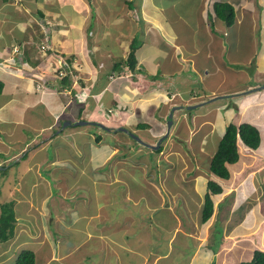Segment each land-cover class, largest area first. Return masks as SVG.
<instances>
[{"label":"crops","instance_id":"obj_1","mask_svg":"<svg viewBox=\"0 0 264 264\" xmlns=\"http://www.w3.org/2000/svg\"><path fill=\"white\" fill-rule=\"evenodd\" d=\"M13 1L14 0H0V81L3 83V88L0 93V165L4 166V169L6 167L9 168L7 163H9L11 159L20 160V154L27 148L30 142H33L35 146L33 148L29 146L28 148L32 156L26 164L22 165L19 174H17L19 181L16 184L21 186L22 182L26 178L28 179L29 171L34 172V170H36V175H38V178L40 177L42 181H37L36 179L31 184L32 188L29 190L30 196L28 199L30 204L27 209L18 212L16 204L15 211L17 217L21 218L23 212L29 215L28 219L31 223L29 222L28 229H26L29 232L20 231L17 218L16 235L13 237L14 240L12 242L15 241L17 236L25 234L26 238L21 242L20 247H18L11 261H6L8 249L11 245L1 246L0 244V264H13L23 248L33 249L37 253V264L38 259H40V264L56 262L55 260L57 259H54L56 258L54 257V249L57 244L60 250L57 254L61 256L60 260L57 261H59L60 264H151L149 263L150 257L152 260L158 259V262H155V264H169L164 261V258L171 254L172 248H174L173 244L176 242L178 233L182 229L180 228L178 230L176 228L178 220L174 221L173 227H167L165 226L164 220L158 217L160 224L156 225L157 227L155 228V225L151 223L150 227L152 232L146 234L147 240L150 242L138 243L137 239L140 238L141 234L143 235L145 228L146 230L148 229V225L144 224V227L143 225L139 227V225L134 223V220H131L132 225L123 226L124 221H121V219L128 217L133 219L135 217L131 214L128 215L127 212H120V210H114L108 215H102L105 225L102 227V232L100 230V233H104L108 236L110 241L104 239L101 242L100 240L94 243L89 242L91 245L88 248V246H86V241L81 240V238L73 240L72 237H67L65 232H62L63 235L59 236L58 233L62 230L60 228L59 230H52V234L57 235L59 238L58 240H61L58 243H55L54 239H51V241L49 239H44L43 243L33 242V244H31L29 242V245L33 246H24L27 242V238L32 236L33 233L37 234L43 228L41 224L42 221H40L42 219L41 215L34 214L33 217L30 214V211H35L32 208L33 205L40 201L46 202L50 197L56 196L53 193V186L50 180L42 176L40 171H42L43 168L46 170V168L51 166H56L57 168L58 164L61 165V161L65 164L64 160L69 158L68 155L70 153L52 159L50 155L40 158L38 157V152L41 150H48L51 145L55 152L60 145L58 136L68 140L69 143H67V146L70 147L72 142L68 139L69 134H66L70 131L77 136L75 145H77L78 139L82 138L84 140L82 151L90 161L91 156L89 157L86 155V153H89L88 150L92 149V154L95 155L99 154V152L96 153L93 144L88 145V143H92L91 128L89 129V133L87 131L84 133L83 130L84 127L88 128V125L67 126V129L56 134L57 137L54 136L56 133L55 128L58 127L61 122V126H63L64 122H73L85 118L95 120L96 122H112V117L108 120L102 114V106H105V108L107 106H115L119 110V104H128L129 108L135 105V107H133L134 110H130V114L133 117L134 115L132 112L136 111V115L132 120H135L136 127H138V123H149V120L155 119V117H157V120L155 119L156 121L154 122L160 124L161 121H166L167 123L169 116L173 117L174 122L177 121V126H180L178 129L181 132L184 130L187 133L193 134L191 133V129L189 130L186 127L189 123H194L196 121L195 119L198 120V123L200 120L201 124H203L202 126H207L209 122L214 120V104L216 106L215 113H217L218 109H222L219 107H224L226 102L228 105L229 101L222 100L227 97H224L223 94L217 95L218 91L214 88L206 90L207 93L201 91L200 94L196 95L187 84L191 83L192 85L200 82L202 86V83L207 80L206 75L212 71L208 70V68H214V40H216L215 38L218 36L222 39L220 33L225 31L227 27L226 23L218 18L214 19V11L210 13L209 8L207 11V7L209 6H207L205 0H201L202 4L201 2L200 4L198 3L199 5L197 4L198 17L195 21H191L188 18L192 17L191 19L193 20V16L190 12L188 17L181 14L171 17L168 16L166 11V2L168 0H54L56 5L50 3V0H44L47 3L48 9L44 7L43 10H41L37 7L36 14H38V16L46 15L47 18H49L50 15L53 18L56 26L52 27L53 30L49 32L50 42L53 45L52 47L68 55H73L76 58L80 66V71H77V74L82 78L79 79V84H74L73 82L70 84H63L62 81L57 82L54 78L47 79L46 85L48 90L43 92L36 87V72L33 66L38 64V61L32 64V61L39 55V52L33 50L28 60L25 57V53H23L24 55L20 54V50H23V44L25 42L27 43L28 41V43L35 45L37 41L38 37H35V35L38 36L39 31L33 28L34 25H32V22L38 23L40 27L42 25L37 22L38 20L36 18L30 19L29 17L26 18L27 16L24 14L23 16L22 14L19 15L18 10H14L11 6V2ZM174 1L175 0H173V2ZM226 1L232 3L235 7V11L238 12V16L236 15L235 22L232 26L235 24H244L245 19L248 21L252 20V23L247 25V34L251 37V40L255 42V49L253 50V52H255L254 58L258 57L260 62L264 59V0L259 3L260 9L256 15L254 14V9L256 8H254V4L251 6L249 0ZM29 2L31 3L33 1L23 0L25 7L28 6V4L31 5ZM175 4L176 2L174 5ZM129 8H134L133 10L138 8L137 11L141 15V17H137L136 14L130 10V20H128V22L130 24L135 23L134 28L132 25L126 27L121 25L124 22L123 18H129ZM241 11L242 16L240 14ZM19 12H21V10H19ZM124 13L126 15H124ZM133 15L135 20H133ZM36 16L37 15H35V17ZM209 16L212 17V20L209 19ZM91 19L94 20L92 24H90ZM138 22L139 24H137ZM52 23L47 24L43 28V33L45 29L50 28ZM176 24H180L181 28L183 26L187 27L190 32V34H188L189 39L187 40L190 45H193L192 48H189V44L180 37V30L177 29V26H174ZM204 24L206 29H209L207 32L203 30ZM15 26H19L22 29L19 35H16L13 30ZM255 26H257L256 29ZM27 27L32 28V39L26 38L25 33H23ZM193 31L200 32L198 42L193 38ZM5 34L8 35L11 40L5 39L7 37L4 36ZM191 34L192 38H190ZM138 35L143 41L139 42V46L136 50L138 62L136 68L135 70H131L125 62L130 52L131 44L134 39H138ZM90 36L94 40L91 47L88 45ZM199 42H202V44H199ZM200 49L205 50L204 56L201 54L202 51H200ZM224 51L225 47L222 46V52L220 51V53H224ZM17 54H20L21 57L18 58ZM251 54L249 53L247 56ZM250 57L248 59H250ZM48 58L53 60L51 56ZM199 58H203L204 60L199 62ZM118 61L121 62V65L116 67ZM28 63L30 66L29 69L31 70L27 69L26 65ZM158 67H161L162 70L158 69ZM160 71L162 72L161 76L157 77ZM143 72L145 73V77H147L146 79H144V77L141 79V74ZM260 89L262 88L255 91ZM80 91H90L91 96L85 101L79 94L76 95V93ZM188 91H190V94L186 96V92ZM244 91L247 90H242L232 95H243L242 93ZM92 94H94V98ZM170 94H172L173 97H170ZM213 96L222 97L214 100L211 104L207 103V105L200 106L197 111L199 113L190 114L192 115L191 119L187 118L186 111L174 109V106L180 103L184 105L194 102L197 103L201 100H206V97L210 99L213 98ZM113 98L118 99L117 104L112 102ZM220 101L221 103L219 105ZM234 104L239 106L237 102ZM261 105L264 106V101L261 102ZM249 106L250 104L246 105L244 108L246 109ZM241 107V112H243V104H241ZM232 108L234 107L230 106L228 110ZM159 110H162V112ZM228 112L230 113L231 111ZM200 116H202L201 119H199ZM203 116L205 118H203ZM114 117L115 119L119 117L118 120L121 118L120 115H115ZM126 119H129V117L125 118V120ZM192 120L195 121L193 122ZM256 125L261 129V144L256 150H247L248 148H244V152L240 147L242 154L241 158L243 157L242 162L245 164V170H243L241 175L242 178H239L240 181H236L234 184L232 183L231 189H228L230 192L227 191L226 188L223 195L227 192V200L233 192L241 187L248 177L259 175L261 176L260 178L264 180V162L263 157H261L264 156V125ZM26 127L30 128L33 132L29 135L32 136L31 140H26L25 134L21 132V130L24 131ZM117 127H119V125ZM138 128L145 129L143 127ZM162 128L165 127H162L160 124L156 128L157 133ZM138 130L139 129H137V131ZM165 130L163 129L161 131L162 134L157 136V139L164 134L163 132ZM204 135H202V137H204ZM140 136L144 138L143 132H141ZM5 137H7V139H5ZM18 141H21V144L17 147L14 146ZM100 145H104V143ZM72 146H74V143ZM86 149L88 150L86 151ZM105 158V155H103L101 158L103 160L99 163L97 162L98 164L95 163L96 161L92 164L90 163V167H87L81 162H79L80 165L78 166L76 162L73 160L71 161L69 158L65 166L60 167L58 170L56 169L57 174L54 173L52 179L65 176V178L59 180L63 185V192L67 193L68 189L71 187L80 186L75 191H84L85 193L91 191V193H94L95 199L99 198V201H101V197L103 201L101 203L106 204L107 201H110L111 198L115 196H111L108 193H111L110 190L116 187L115 183L117 184V182L115 179H112L116 178L113 176L111 178L112 181L107 183L108 179L106 175L108 173L105 167L106 165H101L102 162L106 161L104 160ZM78 169L81 170L80 174L82 176L88 175V179L92 180L90 184H88V181L82 184H69V175H76L75 173L78 172ZM89 169L91 170L90 173H88ZM77 175L79 176V174ZM66 177H68L67 180ZM48 184H50V188L47 187ZM100 185L104 187L103 192L100 191ZM37 187H42L41 197L39 198L35 196V193H37L35 189ZM107 187H110L108 191ZM60 188L62 189L59 184L58 189ZM199 190L200 189L197 191L199 192ZM75 191L73 192L75 193ZM223 195H221L220 198ZM219 199L217 204L221 201ZM227 207H229V202ZM231 209L232 206L230 207V211ZM20 212L22 213L19 215ZM89 213V217L93 216V218H97L95 216H97L96 214H98V211L94 214H91L92 212ZM83 216L87 217L88 213L85 215L83 214ZM105 217L111 220L108 221ZM74 223L75 221H73L72 224L68 221L61 224V227L65 228V230L67 229L68 233L70 229L75 230L74 228H76L77 230L72 232L74 235L90 233L88 230L89 226L83 225V227H74ZM81 223L82 222L79 220L77 225ZM194 224L197 225L196 222ZM255 224L256 221L252 222L248 227H244V233L253 234L252 236L257 235L258 237H260V235L263 236L264 216L262 220L258 221V225L255 226ZM89 225L91 228H98L94 223H90ZM190 228L189 230L185 228L188 231L187 233H191L189 231L194 229V226L191 225ZM165 229H167V231H164V234L162 230ZM77 231L80 233H75ZM156 232L159 233L156 234ZM156 236L158 237L157 241L155 240ZM183 240L185 239L181 241ZM9 241L4 242L9 244ZM15 248L17 249V247ZM74 249L78 251L85 249L90 252H87L84 256L81 254L75 255L76 257L71 259L62 257L64 255H69L71 250L74 251ZM43 250L45 253H41ZM65 250L68 252L63 253L62 251ZM198 250L199 253L197 255H194L189 262L186 261L183 264H213V262L211 263L213 255L215 254L213 251L208 249V253L203 249H196V251Z\"/></svg>","mask_w":264,"mask_h":264},{"label":"rangeland","instance_id":"obj_2","mask_svg":"<svg viewBox=\"0 0 264 264\" xmlns=\"http://www.w3.org/2000/svg\"><path fill=\"white\" fill-rule=\"evenodd\" d=\"M32 1L33 2L31 3L29 2L31 5L28 4V6L25 7V3H23V0H14L13 2H11V6L14 10H18L19 15L22 14L23 16L24 14L25 16H27L26 18H36L38 20L37 22L42 25L41 27L38 25V23L35 22H32V25H34L33 28L39 31V35H35V37H38L37 40H39L42 34H44L45 36V33H43V28L47 24H51L53 22V26H50L47 33L52 31V27H55L56 25L54 24L53 18L50 15L49 18H51L52 20L47 18L46 15L38 16V14H36L37 7L41 10H43L44 7L48 9L46 1ZM205 1L207 6H209L207 7V11L209 8L210 13L213 12L212 2L214 0ZM175 2L176 4L174 5ZM200 2L202 4L201 0H175L174 2L173 0H168L166 2L167 15L171 17L181 14L188 17V14L190 12L193 16V20L191 19L192 17L188 18L191 21H195L198 17L197 4H200ZM261 2L263 1L249 0L251 6L254 4V8H256L254 9L255 15L260 9L259 3ZM50 3L55 4L54 0H50ZM133 9L134 8L128 9L129 18H123L124 22L121 25L125 27L128 25H132L134 28L135 23L130 24L128 22V20H130V10L134 12L137 17H141V15L137 11L138 8H135V10ZM19 10H21V12H19ZM241 13L242 11L240 12V14ZM35 15L37 16L35 17ZM124 15L126 14L124 13ZM236 15L238 16L237 11ZM209 19L212 20V17L209 16ZM214 19H216V16L214 17ZM133 20H135L134 15ZM93 22L94 20L91 19L90 24H92ZM251 23L252 20L248 21L247 19H245L244 24H235L231 27H226V33L225 31L220 33L222 39H220L218 36L217 38H215L216 40H214V68H208V70L212 71L206 75L207 80L202 83V86L200 85V82L192 85L191 83L187 84L189 88H192V92H195L194 94L196 95L200 94L201 91L203 93H207L206 90L214 88L218 91L217 95L223 94L224 97H227L222 100L229 101L228 105L226 102L224 107H219L222 109H218L217 113H215L216 106L214 104V120L212 122H209L207 126H202L203 124H201L200 120L199 123L197 119H195L197 122L195 120H192L193 122H195L189 123V125H187L186 127L189 130L191 129V133L193 134H190L185 132L184 130L182 132L179 131L178 127L180 126H177V121H173L171 126H169L166 121H159L162 127H169L167 138L163 143H161L162 149L158 153H155L157 151H154L152 153V151H150V147H148L146 144L136 145L134 143L135 141L133 142L129 136H124L121 131L115 129L114 127L118 126V124H116L115 122L103 121V123H105L106 125L113 127L114 131H106V136H110L111 140L104 142V145L95 144L93 139L94 135H91V141L93 142L92 144L95 146L94 149L96 153L99 152V154H92V149H86V151L88 150L89 152L86 153V155L89 157L91 156L90 161L88 157L85 156V153L82 151V149L78 145H75V139L77 136L72 134L70 131L66 134H69L68 139L71 140L72 145L74 143V146L71 145L70 147H68V140L58 136L60 145L58 149L55 150V152L52 145L49 146L48 150L39 151L38 157L43 158L46 155H50V158L52 159L64 154L68 155V153L70 152L68 156L71 161L73 160L74 162H76L78 166L80 165L79 162L84 163L87 167H90V163L92 164L94 161H96L95 163H99L101 160H103L101 159L103 155H105L106 158L104 160L106 161L102 162L101 165H106L105 167L108 173L106 175V178L108 179L107 183L112 181V179H115L117 184L115 183L116 187L113 190H110L111 193H108L111 196H115L112 197L110 201H107L106 204H104L101 203L103 202L102 198L100 197L101 201H99V198L95 199L94 193H91V191L89 193H85L84 191H75L80 186H74L75 188L71 187L70 189H68L67 193L63 192L64 188L59 180H61V178H65V176L57 179H52L53 174H57V170L60 169V167L65 166L69 158L67 160H64L65 164H63V162L61 161V165L58 164L57 168L56 166L48 167L46 168V170L43 168L42 171H40L41 175L44 176L47 180H50V183L53 186V193L56 196L50 197V199H47L48 201L46 202L40 201L33 205L32 208L35 211H30V214L33 217L34 214H37L39 216L41 215L42 219L40 221H42L41 224L43 225V228L37 234L30 233L32 234V236L26 239L27 242L25 244L23 243L24 246H33L29 245V242L31 244H33V242L43 243L44 239H49L50 241L51 239H54L55 243H58L61 240H58L59 238L57 237V235L52 234V230H59L61 228L62 230L58 233L59 236H62V232H65L67 237H72L73 240H78L81 238V240L86 241V246H88L89 248V246L91 245L89 244V242L94 243L98 242L99 240L101 242L104 239H108V236H106L104 233H100V230L102 232V227L105 225L102 215H108L111 211L120 210V212H127L128 215L131 214L133 215V217H135L133 219H131V217L121 219V221H124L123 226L132 225L131 220H134V223H136V225H139V227L142 225L144 227V224L148 225V229L146 230L145 228L143 231V235L141 234L142 237L140 236V238L137 239L138 243L150 242L147 240L146 234H150L152 232L150 227L151 223L155 225V228L157 227L156 225L160 224L158 217H161L164 220L165 226L167 227H173L174 221L178 220V223L175 222L177 226L176 228L178 230L180 228L182 229L179 231L178 238L173 244L174 248H172L171 254L165 256L164 258V261L169 264H183L186 261L189 262V260L194 255H197L199 253V250L196 251V249H203L208 253V249L213 251V253H215L213 255V259L211 260V263L213 262V264H238L239 262L249 260L252 257L255 248L264 249V235H260V237L255 235L257 236L255 237L252 236L253 234L244 233L243 230L244 227H248L254 221H256L255 226L258 225V221L262 220L264 216V180H262V178H260L261 176L259 175L248 177L247 180L243 182L241 187L233 192L230 197H228V200L226 198V192L225 195H223L219 199L221 201L219 202V204H217V209L215 210L214 216L208 223H202L200 220L202 203L205 193L208 190V181L210 180V178H214V175L209 171L210 158L214 155L218 147L219 140L225 132L224 130L226 126L232 121L236 123L247 121L254 124L264 125V106L261 105V102L264 101V87L258 91L253 90V92L250 93H242L243 95H232L234 93L241 92L242 90L255 89L256 87L264 84V59L259 62L258 57L254 58L255 52H253V50L255 49V42H253L251 40V37L247 34V25H250ZM137 24H139V22ZM174 26H177V29L180 30V37L185 42H187V44H189V48H192L193 45H190L189 41L187 40L189 39L188 34H190L187 27L183 26L181 28L180 24H176ZM256 27L257 26H255V29ZM116 29L118 30L117 27ZM13 30L15 31L16 35H19L22 32V29L19 26H15ZM203 30H206V32L207 30H209L206 29L205 24L203 26ZM23 33H25L26 38L32 39V28L27 27ZM192 33L193 38L198 42L200 32L198 33V31H193ZM4 36H7L5 39L11 40L8 35L5 34ZM137 38L138 42L143 41L139 37V35ZM190 38H192V34ZM93 41V38L90 36V40L88 42V45L90 47L92 46ZM223 42L224 44L222 45ZM199 44H202V42H199ZM23 46L25 57L26 59H28L29 56H31V54L33 53V49L31 48V46H28V41L27 43L25 42ZM222 46L225 47L224 53H220V51L222 52ZM200 51H202L201 54L204 56L205 50L200 49ZM249 53L253 54L247 56ZM54 54L56 55L57 59H59L58 56L61 59V54L56 52H54ZM17 57L20 58L21 55L17 54ZM67 57L68 58L66 60L70 59L73 62L76 61V58L74 56ZM249 57L250 59H248ZM198 60L199 62H202L204 59L199 58ZM36 61H41L38 67H41L45 71L44 75L48 73L49 75L54 74L57 82L61 81V79H59V76L54 72V70H56L59 66V63L57 62L58 60H50V58L47 57V53L42 52V54L39 53V55L34 58L32 64H34ZM26 66L29 70V63ZM158 69L162 70L161 67H158ZM66 70L68 71V68H66ZM161 73L162 72L160 71V73L157 74V77L161 76ZM144 74V72L141 74V79H143V77L144 79L147 78ZM38 81H40L39 78ZM73 83H79L77 81V77L74 79ZM188 94H190V91L186 92V96ZM170 97H173V95L170 94ZM242 97L244 100L242 99ZM207 99L209 98L206 97V100ZM203 101L205 100H201L199 101V103ZM212 102H214V96L212 98V101L208 104H211ZM235 102H237L239 106L234 104ZM194 103L185 105L180 103L178 105H175L174 109H182L186 111L187 118L191 119L192 115L190 114L196 113L200 107L198 106L190 108L188 106ZM220 103L221 101L219 102V105ZM241 104H243V112H241ZM248 104H250V106L245 109L244 107ZM204 105H207V103ZM230 106L235 108V112L234 108L228 110ZM133 107H135V105H133ZM133 107H131V109L134 110ZM159 111L162 112V110ZM228 111L231 112L229 113ZM132 113L134 115L133 117H135L136 111H133ZM127 117H129V119L125 120V118ZM133 117L130 114V111L128 113L126 112V114L123 116L125 125L129 126L131 130L135 129L136 133L138 132L140 135L141 132H143L145 143L156 144L157 136L162 134L161 131L163 129L165 130V128H162L157 133L156 128L160 125L154 122L157 120V117H155L156 120H149V123H147L148 126L143 127L145 129L136 127V122H134L135 120L132 121ZM201 118L202 116H200L199 119ZM203 118L205 117L203 116ZM90 128L91 131L94 129H97V131H101V127L96 128V126L90 125L88 126V128L84 127V129H82L84 130V133L85 131L89 133ZM137 129L139 130L137 131ZM21 132L25 134L26 140H31L29 135H31L33 132L30 128L26 127L24 131L21 130ZM165 132L166 130L163 133ZM203 133L206 134L204 135ZM56 134L59 133H55L54 136L57 137ZM202 135H204V137H202ZM5 139H7V137H5ZM19 144H21V141H18L14 146L17 147ZM29 146L33 148L35 144H33V142H30L29 145H27V149L29 148ZM240 147L243 149V152L245 151L244 148L247 149L244 146ZM139 154L143 157L137 158V155ZM31 156L32 153L30 150L27 151L26 157L24 151L20 154V160H17L11 164L7 163V165H9V168L6 167L5 169L3 168V170H0V203H4L5 201H12L14 202V209L16 208L17 204L18 212L29 207V190L30 188H32L31 184L33 183V181H35L36 179L37 181H42V179L40 180V177L38 178V175H36V170H34V172L29 171L28 179L26 178L22 182L21 186H18L16 184L19 181V177H17V174H19L22 165L26 164ZM261 157H263L264 162V156ZM242 158L239 162L232 166L233 173L231 179L228 181L220 180L224 183L227 191H229V188L231 189L232 183L234 184V182L240 181V177L242 178L241 175L243 173V170H245V164L242 162ZM80 172L81 170L78 169V172L75 173L76 175H69V184H82L83 182L87 181L88 184H90L92 182V180L88 179V175L82 176ZM90 172L91 170L89 169L88 173ZM77 174H79V176ZM113 176H115L116 178H112ZM67 179L68 177H66V180ZM59 184L61 185L62 189H58ZM47 187L50 188V184H48ZM103 189V185H100L101 192H103ZM108 189H110V187H107V191ZM198 189H200L199 192L197 191ZM35 191L37 192L35 193V196L37 198L41 197L42 187H37ZM73 191H75V193ZM228 202L229 207H227ZM231 206L232 209L230 211ZM97 211L98 214H96L97 216H95L97 218H93V216L89 217V212H92L91 214H94ZM21 213L22 212H20L19 215ZM87 213V217L83 216V214L85 215ZM28 216L29 215L23 212L21 218L17 217L21 232H29L28 230H26L28 229L29 222L31 223V221H29L28 219ZM79 220L82 223L77 225V222ZM107 220L110 221L111 219L107 218ZM68 221L71 222V224L73 221H75L74 227H83V225L89 226L88 230L90 231V233H80L79 231H77L75 233L80 234L74 235V233L72 232L76 231V228H74L75 230L70 229L68 233L67 229L65 230V228L61 227V224ZM195 222L197 223V225L194 224ZM90 223H94V225H96L98 228H91L89 225ZM191 225L194 226V229L189 231L191 233H187V230L191 229ZM185 228H187V230ZM164 231H167V229L162 230V232L165 234ZM158 233L159 232H156V234ZM25 238L26 235L24 234L21 236H17L14 242H12L14 238L12 240L10 239V241L8 240L9 244L0 241L1 246L11 245L8 249L6 261H11V259L15 256L18 247H20L21 242ZM157 239L158 237L156 236L155 240L157 241ZM182 239L185 240L181 241ZM15 247H17V249ZM44 250L41 253H45ZM58 251L60 250L57 244L54 249V257H56L54 259L60 260L61 256L57 254ZM62 252L67 253L68 251L65 250ZM87 252L90 251H87L85 249L78 251L74 249V251L71 250L69 255H64L62 257L71 259L73 257H76L75 255L81 254L82 256H84V254H86ZM57 260H55L56 262H50L48 264H60V262ZM157 260L158 259L152 260V258L150 257L149 263L155 264V262H158ZM38 264H40V259H38Z\"/></svg>","mask_w":264,"mask_h":264},{"label":"trees","instance_id":"obj_3","mask_svg":"<svg viewBox=\"0 0 264 264\" xmlns=\"http://www.w3.org/2000/svg\"><path fill=\"white\" fill-rule=\"evenodd\" d=\"M213 8L215 10L218 19L223 20L226 23L227 27L232 26L236 18L235 7L232 3L226 0L225 1L216 0L213 4ZM138 46H139L138 39H134L131 44L130 52L125 62L131 70H135L136 65L138 63L136 58V50ZM120 63L121 62L118 61L116 63V67L121 65ZM71 80L72 79L70 75H67L66 77L62 78L63 84H70ZM260 86L261 88H263L264 84ZM2 88H3V83L0 81V93L2 91ZM112 102L114 104H117L118 99L113 98ZM130 110L131 108H129L128 104L126 105L119 104V115L121 116L120 120H118L119 117L115 119V117L112 116V121L118 124L119 128L117 127L114 128H117L119 131H121V133L124 136H129L133 142L135 141L134 143L136 145L145 143V140L142 136L136 133V131L131 130V128L125 126V122H124L125 120L123 116L126 114V112L128 113ZM64 124L68 125L67 123ZM73 125L77 126L78 124H73ZM97 125L104 127L106 124L104 125L98 122L94 126L97 127ZM145 126H148L147 123L144 122L138 123V127H145ZM101 131H97V129L91 131V133L94 135L93 136L94 143L97 145L110 141L111 140L110 136H106L105 133L106 131H110V132L114 131V129L111 126L106 125L105 128H101ZM29 137L30 139L32 138V136ZM164 138L165 137H159L157 141L159 144L147 145L148 147H150V151H152V153L154 151H157L155 153H158L162 149L161 143ZM261 141H262L261 129L256 124L247 121H243L238 124L232 121L226 126L225 132L219 140L218 147L214 155L210 158L209 171L211 174L214 175V178H210V180L208 181V185H207L208 190L206 191L204 196V202L202 205V210L200 215V220L202 223H206L211 220L215 212L218 199L226 191V187L220 180L228 181L231 179L233 173L232 166L235 165L237 162H239L241 159L242 154H241L240 146H244L250 150H256L260 146ZM83 142L84 140L82 138L78 139L77 141V145L81 149L83 148L81 147L83 146ZM92 143H88V145ZM27 151H25V157ZM141 157L143 156L140 154L137 155V158H141ZM15 161L17 160L11 159L9 163H14ZM0 208H1L0 241L4 242L12 239L16 235L17 216H16V211L14 209V202L12 201L9 202L5 201L4 203H0ZM13 264H37V253L30 248H23L16 257ZM238 264H264V249L255 248L252 257L249 260L239 262Z\"/></svg>","mask_w":264,"mask_h":264},{"label":"clouds","instance_id":"obj_4","mask_svg":"<svg viewBox=\"0 0 264 264\" xmlns=\"http://www.w3.org/2000/svg\"><path fill=\"white\" fill-rule=\"evenodd\" d=\"M216 0H214L213 2H212V6H213V4H214V2H215ZM213 11H214V13H215V10H214V8H213ZM216 16V13L214 14V17ZM216 18H218L217 16H216ZM48 32V29H46V30H44V33H45V36L43 35L39 40H37L36 42H35V45H32V44H30V43H28V45L29 46H31V48H33V50H35V51H37V52H39V53H41L42 54V52H46L47 53V57H49V56H51L52 57V59H56V61L59 63V66H58V68L56 69V70H54V72H55V74L56 75H58L59 76V79H61V81H62V78H64V77H66L67 75H70L71 76V83L74 81V79L77 77V81L79 82V78H80V76H79V74H77V71H80V66H79V63H77V61H75V62H73V61H71L70 59H68V60H66L68 57L67 56H73V55H68V54H66V53H61V51L59 52V50H57V49H55V48H53L52 46V43L50 42V38H49V33H47ZM54 52H56V53H59V54H61V59H60V57L58 56V58L59 59H57L56 58V55L54 54ZM24 53V51L21 49L20 50V54H23ZM24 55V54H23ZM28 60V59H27ZM43 60V59H42ZM66 62H67V65H66ZM38 64H35V66H33L34 67V71L36 72V77H35V80H36V87H37V89L38 90H42L43 92H45L46 90H48V87H47V79H52V78H54L55 80H57L56 78H55V75L54 74H52V75H49V73L48 74H46V75H44V73H45V71L41 68V67H38L39 66V64L41 63V61H39V62H37ZM53 63V62H52ZM52 63H51V65H52ZM127 66V65H126ZM66 68H68V71L66 70ZM77 69V70H76ZM29 70H31V69H29ZM74 70H76V71H74ZM61 72H63V73H61ZM131 76V75H130ZM38 78L40 79V81H38ZM44 79V80H43ZM42 80V81H41ZM77 84H79V83H77ZM80 95V97H82L85 101L88 99V97H90L91 96V93H90V91H80V92H77L76 93V95ZM94 94H92V97L94 98V96H93ZM214 97H217V96H214ZM222 97V96H221ZM208 100V99H207ZM199 103V102H198ZM195 104V103H194ZM108 111H110V112H108ZM101 112H102V114L107 118V119H110L112 116H115V115H119V110H118V108L117 107H115V106H107L106 108H105V106H102L101 107ZM168 119H169V117H168ZM79 121H87L88 123H86V124H81V123H78ZM64 123H66V122H64ZM64 123H63V125H64ZM78 123V125L77 126H86V125H90V126H94L96 123H98V122H96L95 120H90V119H87V118H85V119H78V120H75V121H69V122H67V124L68 125H66V126H61V124H62V122L60 123V125L58 126V127H56L55 128V131H56V133H61V131L63 130H65V129H67L66 127L67 126H71V125H73V124H77ZM100 123H102V124H104L105 125V123H103V122H100ZM167 123H168V121H167ZM172 123H173V117H172ZM172 124H170V126H171ZM75 126V125H74ZM97 127H101V128H105L106 127V125L104 126V127H102V126H98L97 125ZM96 127V128H97ZM117 128H119V127H117ZM117 128H115V129H117ZM168 128L169 127H166V132L161 136V137H165L163 140H162V143L166 140V138H167V133H168ZM118 130V129H117ZM159 139V138H158ZM158 139H157V141H158ZM156 141V144H159L158 142ZM141 144H144V143H141ZM152 145V144H151ZM28 149L26 148L24 151H27ZM23 151V152H24ZM0 167H3L4 168V166H2V165H0ZM2 169V168H1Z\"/></svg>","mask_w":264,"mask_h":264},{"label":"water","instance_id":"obj_5","mask_svg":"<svg viewBox=\"0 0 264 264\" xmlns=\"http://www.w3.org/2000/svg\"><path fill=\"white\" fill-rule=\"evenodd\" d=\"M259 88H261V86H258L257 88H255V89H251V90H247V91H244L243 93H250V92H253V90H257V89H259ZM221 96H217V97H214V100H216V99H218V98H220ZM212 101V98L211 99H208V100H205V101H203V102H200V103H195V104H192V105H188L190 108H192V107H198V106H203L204 104H206V103H209V102H211ZM168 121L170 122H168V125L170 126V124H172V116H169V119H168ZM78 123H81V124H86V123H88L87 121H79ZM77 123V124H78ZM63 126H66V124H64ZM144 144H146V145H148V143H144ZM1 168H3V167H0V169Z\"/></svg>","mask_w":264,"mask_h":264},{"label":"built area","instance_id":"obj_6","mask_svg":"<svg viewBox=\"0 0 264 264\" xmlns=\"http://www.w3.org/2000/svg\"><path fill=\"white\" fill-rule=\"evenodd\" d=\"M61 73H63V72H61Z\"/></svg>","mask_w":264,"mask_h":264}]
</instances>
